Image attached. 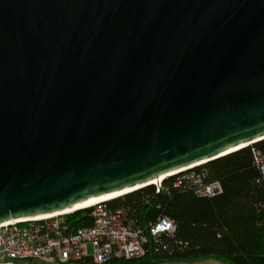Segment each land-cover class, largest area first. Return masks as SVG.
<instances>
[{
    "label": "water",
    "instance_id": "obj_1",
    "mask_svg": "<svg viewBox=\"0 0 264 264\" xmlns=\"http://www.w3.org/2000/svg\"><path fill=\"white\" fill-rule=\"evenodd\" d=\"M262 139L264 0H0V223Z\"/></svg>",
    "mask_w": 264,
    "mask_h": 264
},
{
    "label": "trees",
    "instance_id": "obj_2",
    "mask_svg": "<svg viewBox=\"0 0 264 264\" xmlns=\"http://www.w3.org/2000/svg\"><path fill=\"white\" fill-rule=\"evenodd\" d=\"M254 151L264 154V139L191 169L203 183H219L214 195L197 194L191 181L176 185L173 175L159 192L149 184L109 199V207H125L141 225L167 216L175 229L149 237L139 258L103 264H264V185ZM68 216L75 227L92 222L90 207Z\"/></svg>",
    "mask_w": 264,
    "mask_h": 264
},
{
    "label": "built area",
    "instance_id": "obj_3",
    "mask_svg": "<svg viewBox=\"0 0 264 264\" xmlns=\"http://www.w3.org/2000/svg\"><path fill=\"white\" fill-rule=\"evenodd\" d=\"M264 185V154L253 152ZM186 169L177 176L176 185L191 181L200 195L220 192L217 181L203 183L200 173ZM170 175V176H173ZM156 192L161 182L154 184ZM106 201L80 209L91 208L92 222L75 227L70 212L53 213L13 219L0 223V264L4 261L31 259L46 264H103L121 259L139 258L146 253L149 237L172 234L174 222L167 216L141 225L125 207H109ZM89 246L91 250H89Z\"/></svg>",
    "mask_w": 264,
    "mask_h": 264
},
{
    "label": "bare ground",
    "instance_id": "obj_4",
    "mask_svg": "<svg viewBox=\"0 0 264 264\" xmlns=\"http://www.w3.org/2000/svg\"><path fill=\"white\" fill-rule=\"evenodd\" d=\"M161 180H162V177H160L159 179L153 180V183L159 184V182ZM120 193H122V192H117L115 194H109V195H105V196H98V197L90 198V199H88V200H86V201H84V202H82L80 204H77V205L72 206L70 208L63 209L61 211L70 212L72 210L80 209V208H83V207H88V206L94 205L97 202L106 201V200H109L111 198H114V197L120 195Z\"/></svg>",
    "mask_w": 264,
    "mask_h": 264
},
{
    "label": "rangeland",
    "instance_id": "obj_5",
    "mask_svg": "<svg viewBox=\"0 0 264 264\" xmlns=\"http://www.w3.org/2000/svg\"><path fill=\"white\" fill-rule=\"evenodd\" d=\"M89 250H91L90 246H89ZM211 262H213L215 264H219L218 261L211 260ZM37 263L38 262L35 260L21 259V260L4 261L2 264H37ZM166 264H168V263H166Z\"/></svg>",
    "mask_w": 264,
    "mask_h": 264
}]
</instances>
